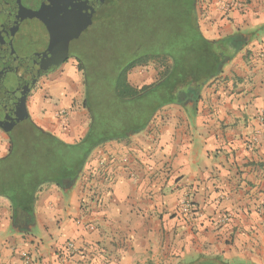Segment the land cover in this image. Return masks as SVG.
Returning <instances> with one entry per match:
<instances>
[{
	"label": "crops",
	"instance_id": "crops-1",
	"mask_svg": "<svg viewBox=\"0 0 264 264\" xmlns=\"http://www.w3.org/2000/svg\"><path fill=\"white\" fill-rule=\"evenodd\" d=\"M197 10L205 37L246 44L196 103L164 105L142 131L96 147L76 179L42 186L33 212L0 197V264H264V0H198ZM77 71L70 58L27 99L30 118L68 143L90 123L73 107Z\"/></svg>",
	"mask_w": 264,
	"mask_h": 264
},
{
	"label": "trees",
	"instance_id": "trees-1",
	"mask_svg": "<svg viewBox=\"0 0 264 264\" xmlns=\"http://www.w3.org/2000/svg\"><path fill=\"white\" fill-rule=\"evenodd\" d=\"M197 4L198 0L106 1L95 15L93 25L75 41L71 51V57L76 59L78 69L83 73L84 106L90 113L85 136L68 143L42 129L30 117L8 133L10 149L0 157V197L7 198L15 212L18 208L33 212L37 193L43 185L53 183L64 187L68 180L80 175L96 147L142 131L153 114L164 105L198 101L202 88L221 73L224 65L246 42L238 35L219 40L205 37L199 24ZM139 22L149 26L138 41L139 45L131 44L124 49L125 45L122 54L119 53L113 44L120 39L126 41ZM145 45L149 50L140 53V48ZM95 55L100 57L102 65L110 61L117 63L110 74L113 78V85L107 92L110 103L145 99L152 93L159 97L146 121L131 122L125 106L120 117L111 114L113 111L107 114L110 118L129 119L119 131L114 132L101 123L105 117L101 106L106 98L100 95L98 80L94 90L99 95L90 94L88 75L91 72L86 61ZM150 61L167 63L160 79L141 88L133 86L129 72ZM185 264L231 263L220 257H203Z\"/></svg>",
	"mask_w": 264,
	"mask_h": 264
},
{
	"label": "water",
	"instance_id": "water-1",
	"mask_svg": "<svg viewBox=\"0 0 264 264\" xmlns=\"http://www.w3.org/2000/svg\"><path fill=\"white\" fill-rule=\"evenodd\" d=\"M106 1H0V129L9 133L29 119L27 99L36 82L71 57Z\"/></svg>",
	"mask_w": 264,
	"mask_h": 264
},
{
	"label": "rangeland",
	"instance_id": "rangeland-1",
	"mask_svg": "<svg viewBox=\"0 0 264 264\" xmlns=\"http://www.w3.org/2000/svg\"><path fill=\"white\" fill-rule=\"evenodd\" d=\"M101 15L103 16V14ZM148 27H149L148 25H144L142 22L137 23L133 28L134 30H132L133 32L131 31V35L128 37V39L126 41L124 39H120L116 45L113 44V47L115 46L118 49V52L122 54V50L125 45L126 46L124 47V49L131 47L130 46L131 44L139 45L138 41H140L141 37L145 33V29H147ZM145 43H150V42H145ZM147 49L148 48L145 45L144 48H140L139 52L142 53L146 51ZM71 60L74 62L75 67L78 70L77 79L75 81V86L73 88L74 90L72 92L74 96L72 99L74 102L73 107L74 108L78 107L81 110H83L88 120V118L90 119V113L88 109L84 106L85 86H84L83 73L78 69L76 59L71 57ZM99 60H100V57L95 55L93 57H89V59H87L86 61L88 64V68H90L89 72H91L88 75L89 87L91 88L90 94L92 95V93L94 92L95 95L93 96H96L97 94L99 95V92L96 93L94 90L95 84L97 82L96 80H98V86L100 87L99 89L101 90L100 95L102 96V98L104 99L106 98V100L102 101L101 107H102L103 112L105 113V114L103 113L105 117L101 123L107 125L109 129L112 128L111 129L112 131L117 132V130L119 131L122 128L125 121H129V119L131 122H134L135 124L141 121L143 122L146 121L147 118H149V114H151V112L153 111L156 103L159 101L158 100L159 97L153 96L155 95V93H152L148 98H145V99L142 98L140 100L139 99L131 100L128 103L121 102V101L116 104H114L113 102L110 103V100L107 98V92L108 90L110 91L111 85H113L112 84L113 78L111 79L110 74H111V70H113L116 67L117 63L115 62L113 63L110 61L102 65V63H99ZM96 61H97V64H96ZM164 64L166 65L167 63H162L159 61H150L147 64H143L141 66H137L133 68L129 72V77H131V80L129 79L130 83L137 88H141L145 85H150V84L157 82L160 79V75L162 74V71L164 70V66H165ZM96 66H98V68H96ZM92 69H93V72H92ZM92 76H94V78ZM134 79L137 83L134 81ZM137 80L140 81V83ZM125 106H126V109H128L126 113L128 117H131V118L129 119L127 118L126 120H124V118L117 119V117H120L123 114ZM72 109H73L72 107H65V110H67V112ZM111 111H113L114 113ZM110 112L113 115L117 114V117H111V118L108 117L107 114ZM109 119H112V120H109ZM114 132H111V133H114ZM0 146H2V148H0V157H2L9 152L10 145L9 143H7L5 145L0 144ZM196 260L198 259L187 260L185 263H192ZM185 263H182V264H185Z\"/></svg>",
	"mask_w": 264,
	"mask_h": 264
},
{
	"label": "built area",
	"instance_id": "built-area-1",
	"mask_svg": "<svg viewBox=\"0 0 264 264\" xmlns=\"http://www.w3.org/2000/svg\"><path fill=\"white\" fill-rule=\"evenodd\" d=\"M57 116L60 117V119H61V121H62L63 124H66L67 123L68 116H69L67 110H65V109L64 110H61L59 113H57ZM262 119H264V116L262 117ZM94 196L96 198V194ZM98 201L100 202L101 199H98ZM180 208H181L183 214H186L187 216H190V217L194 216V214L196 212L195 206L193 205L192 201L189 200L188 198L185 199V200H183L181 202ZM227 218L228 217L226 216V219ZM90 229L93 230V229H95V227L93 225H90ZM67 248L74 250L75 249L74 242H72V241L68 242ZM24 256L27 257L26 260H29L27 254H24Z\"/></svg>",
	"mask_w": 264,
	"mask_h": 264
},
{
	"label": "flooded vegetation",
	"instance_id": "flooded-vegetation-1",
	"mask_svg": "<svg viewBox=\"0 0 264 264\" xmlns=\"http://www.w3.org/2000/svg\"><path fill=\"white\" fill-rule=\"evenodd\" d=\"M0 1H1V0H0ZM70 58H71V57H70ZM70 58H69V59H70ZM69 59H68V60H69ZM68 60H67V61H68ZM39 80H40V78L38 79V81H39ZM38 81L36 82V84L38 83ZM36 84H35V86H36ZM35 86H34V87H35ZM33 89H34V88H33ZM33 89H32V90H33ZM31 92H32V91H31ZM31 92H30V93H31ZM18 125H19V124H18ZM18 125H17V126H18ZM17 126H16V127H17ZM16 127H15V128H16ZM15 128H14V129H15ZM14 129H13V130H14ZM13 130H12V131H13ZM15 219H16V223L19 224V225H21V226L23 225L24 227H26V226L28 225L27 222H24V223L21 222L17 215H16Z\"/></svg>",
	"mask_w": 264,
	"mask_h": 264
}]
</instances>
